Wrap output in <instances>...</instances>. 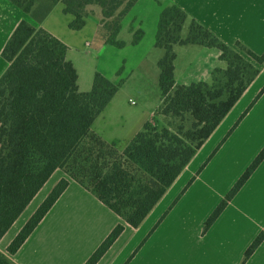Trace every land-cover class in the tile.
Listing matches in <instances>:
<instances>
[{"label": "trees", "instance_id": "trees-1", "mask_svg": "<svg viewBox=\"0 0 264 264\" xmlns=\"http://www.w3.org/2000/svg\"><path fill=\"white\" fill-rule=\"evenodd\" d=\"M10 1L27 14L35 5V0ZM52 1L62 2L64 12L74 16L70 27L77 31L86 26L87 8L100 7L106 43L121 49L125 43L117 37L122 20L139 0ZM155 1L162 7L155 47L165 51L158 62L161 104L155 117L161 118L164 126L159 128L155 120V124L147 122L125 148L104 141L92 129L123 79L112 81L97 72L92 90L81 92L77 71L67 60L68 47L62 41L27 21L15 29L2 52L9 67L0 78V240L57 170L95 195L128 225L139 227L259 75L264 53L257 55L241 42L232 48L197 21L189 20L177 5ZM187 22L188 35L183 38ZM143 35L138 31L133 44ZM176 45L218 49L226 68L215 69L210 83L179 85L175 80ZM122 74L123 68L116 76ZM263 94L264 88L246 112ZM263 161L264 149L206 221L203 234ZM68 178L58 182L12 241L7 249L10 255L20 249L65 192ZM124 229L118 225L86 264H97ZM263 241L264 231L246 251L244 263ZM0 264L11 262L0 253Z\"/></svg>", "mask_w": 264, "mask_h": 264}, {"label": "crops", "instance_id": "crops-1", "mask_svg": "<svg viewBox=\"0 0 264 264\" xmlns=\"http://www.w3.org/2000/svg\"><path fill=\"white\" fill-rule=\"evenodd\" d=\"M164 1L177 5L187 13L189 20L197 21L232 48L241 42L258 55L264 53V0ZM141 2L139 0L137 5ZM64 9L62 2L35 0L33 11L27 14L10 0H0V78L9 67L2 56L3 49L19 23L27 21L35 28L48 31L68 47L67 60L77 71L81 92L92 90L97 72L109 80L118 79L120 64L129 71V80L137 69L148 73L143 83H138L141 87L157 84L160 87L158 62L165 51L155 47L156 31L147 45L144 44L147 32L143 16H136L131 10L123 18L117 38L125 47L120 49L106 43L100 7L87 8L86 26L79 31L70 27L74 16L66 14ZM161 11L162 7L157 13L159 17ZM159 17L155 20L156 27ZM186 26L189 27V22L184 26L183 38L188 35L187 31L183 36ZM138 31H143L144 35L139 43L133 44ZM123 34L129 35L128 40H121ZM107 53L117 58L118 68L108 70L106 66H98L100 57L110 56ZM175 53V80L179 85L210 83L215 69L226 68V63L220 59L221 52L215 48L176 45ZM259 67L257 78L139 227L128 225L95 195L68 178L62 170H57L0 240V253L11 264H86L122 224L123 233L97 264H264V241L244 263L246 251L264 231V161L203 234L207 219L264 147V94L214 158L197 174L211 151L264 88V64ZM131 88L133 90V85ZM131 93L133 91L124 94L131 97ZM119 94L120 90L92 129L104 141L125 148L147 122L158 120L155 113L161 104V89L158 103L156 95L147 98L138 91L136 96L142 106L137 112L129 110L128 103H134L132 99L121 101L117 97ZM193 177L192 185L150 235L165 205L169 206ZM62 178L69 179L68 188L20 249L10 255L9 245Z\"/></svg>", "mask_w": 264, "mask_h": 264}, {"label": "rangeland", "instance_id": "rangeland-1", "mask_svg": "<svg viewBox=\"0 0 264 264\" xmlns=\"http://www.w3.org/2000/svg\"><path fill=\"white\" fill-rule=\"evenodd\" d=\"M151 1H154L153 3L152 2H150L149 0H142V2L140 3V4H138L137 5V3L139 2H137L136 3V5L130 10L132 13H134V15H136V16H143V18L145 19V27H144V29L146 30V32H147V38H146V40H145V42H144V44L145 45H147V41H148V39L149 38H151V34L152 33H154L155 31L157 32V30H158V27H156V25H155V20H156V18H158L159 17V15L157 14L158 13V11H160V6H158V3L155 1V0H151ZM163 1V3L164 4H167L164 0H162ZM160 7V8H159ZM187 31H188V26H186V28H185V31H184V33H183V36H185L186 34H187ZM157 34V33H156ZM129 35L128 34H123L122 35V37H121V40H128V37ZM108 54V53H107ZM108 55H110V54H108ZM258 55V54H257ZM262 55V54H261ZM111 56V57H110ZM109 57H100V59H99V61H98V66L100 67V68H104V66H106L107 68H109L108 70H113V69H116V68H118L117 67V58L113 55H110ZM121 68H123V74H122V77H117L118 79H115V78H113V81H116V82H119V80L120 79H123V82H122V85H121V87H120V94L117 96L121 101H122V99L123 100H126L127 98H131L132 99V102H134V103H128L129 105H130V108H129V110H131L132 112H134V111H136L137 112V110H139V109H141V106H142V102H141V100H139L138 98H137V96H136V94H137V92L138 91H140L143 95H145L147 98H149V97H153L154 95H156V102L158 103L159 102V100H158V97H159V95H160V87H159V84H157L156 86H152V87H146L145 88V85H143L142 87L140 86V84H138V83H143V81L148 77V73H144L143 71H145V70H142V68L141 69H137V71L134 73V75H133V78L132 79H130L129 80V78H130V73H129V71L128 70H125V68H124V65L123 64H120V66H119V69H121ZM132 85H133V90H130V88L132 87ZM122 89H124V91H126V92H121V90ZM132 89V88H131ZM123 91V90H122ZM133 91V93H131L132 95H130L131 97H127L126 96V94H124V93H129V92H132ZM123 97V98H122ZM117 98V99H118ZM254 101V100H253ZM252 101V102H253ZM256 104V103H255ZM250 107V104H249V106L245 109V111L237 118V120L235 121V123H234V125L230 128V130L223 136V138L220 140V142L217 144V146L211 151V153L209 154V156L204 160V164H205V162H207L208 160H209V158H210V156L211 155H213L212 156V158H211V160L214 158V156L217 154V152L221 149V147L225 144V142L229 139V137L231 136V134L235 131V129L237 128V126L240 124V122H242L243 121V119L246 117V115L249 113V111L252 109H250L248 112H246L247 110H248V108ZM127 108V107H126ZM128 109V108H127ZM246 113V114H245ZM158 120H157V126L159 127V128H161V127H163L164 126V123H163V120H161V118L159 119V118H157ZM152 123L153 124H155V122L154 121H152ZM233 129V130H232ZM230 131H232L231 132V134L229 135V133H230ZM221 144V146H220V148L217 150V148H218V146ZM263 149H264V147H263ZM262 149V150H263ZM261 150V151H262ZM215 152V153H214ZM214 153V154H213ZM259 155V154H258ZM257 155V156H258ZM256 156V157H257ZM256 157L253 159V161L256 159ZM210 160V161H211ZM209 161V162H210ZM253 161L250 163V165L253 163ZM208 162V163H209ZM207 163V164H208ZM204 164H202V165H204ZM206 164V165H207ZM198 173V172H197ZM194 178V177H193ZM192 178V179H193ZM192 179H190L189 181H188V183L186 184V186L185 187H183L182 189H180V191H179V193H177V195H176V197H175V199L173 200V202L168 206V205H165V211H164V213L162 214V216L160 217V219L163 217V215L166 213V212H168V214H169V212L175 207V205L179 202H177L174 206H172L173 204H174V202L176 201V199L184 192V189L189 185V183H190V181L192 180ZM239 180V179H238ZM237 180V181H238ZM194 182V181H193ZM237 183V182H236ZM235 183V184H236ZM234 184V185H235ZM192 185V184H191ZM190 185V186H191ZM189 186V187H190ZM189 187L187 188V190L189 189ZM234 187V186H233ZM232 187V188H233ZM231 188V189H232ZM186 190V191H187ZM185 191V192H186ZM185 192H184V194H185ZM230 192V191H229ZM228 192V193H229ZM227 193V194H228ZM183 194V195H184ZM182 195V196H183ZM182 196H181V198H182ZM227 196V195H226ZM225 196V197H226ZM180 198V199H181ZM179 199V200H180ZM225 199V198H224ZM223 199V200H224ZM222 200V201H223ZM221 201V202H222ZM220 202V203H221ZM220 203L218 204V206L220 205ZM171 206H172V208H171ZM217 206V207H218ZM228 207V206H227ZM161 208H163V206L161 207ZM163 208V209H164ZM171 208V209H170ZM217 209V208H216ZM215 209V210H216ZM214 210V211H215ZM161 211H163V210H161ZM167 214V215H168ZM213 214V213H212ZM211 214V215H212ZM166 215V216H167ZM210 215V216H211ZM166 218V217H165ZM164 218V219H165ZM160 219H158V222L155 224V226H154V230L163 222V220L159 223V221H160ZM209 219V218H208ZM207 219V220H208ZM159 223V224H158ZM206 223V222H205ZM205 226V225H204ZM212 227V226H211Z\"/></svg>", "mask_w": 264, "mask_h": 264}]
</instances>
